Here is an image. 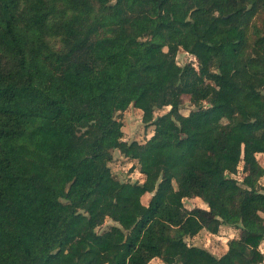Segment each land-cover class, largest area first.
<instances>
[{
    "label": "trees",
    "instance_id": "1",
    "mask_svg": "<svg viewBox=\"0 0 264 264\" xmlns=\"http://www.w3.org/2000/svg\"><path fill=\"white\" fill-rule=\"evenodd\" d=\"M179 49L196 62L173 79ZM260 152L264 0H0V264H260ZM190 197L238 230L221 255L191 242Z\"/></svg>",
    "mask_w": 264,
    "mask_h": 264
},
{
    "label": "rangeland",
    "instance_id": "2",
    "mask_svg": "<svg viewBox=\"0 0 264 264\" xmlns=\"http://www.w3.org/2000/svg\"><path fill=\"white\" fill-rule=\"evenodd\" d=\"M188 61H192L193 63L196 62V58L189 54L188 52L184 51L183 49H179L175 58V65L173 68V79L177 75L178 71L182 67V65ZM171 77V76H170ZM189 104L188 102H184L181 107V112L186 114L189 111ZM169 107H164L162 109H158L155 111V115L162 114L163 112L167 111ZM142 112H140L136 107L129 106L122 114H119L120 119L123 121L122 131H123V138L127 141L137 140L139 142H143L152 134V127L144 124L142 122ZM256 158L261 165H264V153H257ZM110 167L112 172L120 179H132V180H139L140 174L138 171V164L135 160L127 159L123 157L118 150H114L113 152V160L110 162ZM242 163L239 164L238 172L233 175V177L237 179H241L242 176ZM261 182L264 183V178L261 179ZM150 198V194L146 193L142 197L143 203H148ZM183 204L188 209L196 207L200 205V207H205V203L200 198H184ZM202 222H206L208 219L207 214H202L199 216ZM112 224L110 219H107L105 223L99 228L100 230L106 228L108 225ZM233 233V231L229 230L228 228L223 229L221 234L224 237L229 236V234ZM236 233L238 230L236 229ZM196 238L194 241L191 242L194 244L198 243L199 245L203 246L204 244L207 246L206 248L209 250H213L215 254L221 255V249L218 247L219 241H213L212 237L208 234L206 230L201 231L200 233L196 234ZM193 239V238H192ZM204 247V246H203ZM218 248V249H217ZM263 254H264V245H263ZM148 264H164L159 258H153L148 262ZM264 264V260L262 263Z\"/></svg>",
    "mask_w": 264,
    "mask_h": 264
},
{
    "label": "crops",
    "instance_id": "3",
    "mask_svg": "<svg viewBox=\"0 0 264 264\" xmlns=\"http://www.w3.org/2000/svg\"><path fill=\"white\" fill-rule=\"evenodd\" d=\"M138 109V108H137ZM140 112H141V110L140 109H138ZM139 174H140V177H139V181H142V178H143V175L139 172ZM145 195V194H144ZM191 198V197H190ZM195 198H199V197H192V199H194L195 200ZM197 207H200V205H197ZM201 209H202V211H201V215L202 214H207L208 215V219H207V221L204 223V227L198 232V233H200L201 231H203V230H206V228H205V225L207 224V222L210 220V215H209V212H208V206L206 205V203H205V207H200ZM226 228H228L229 230H231V231H233V233H231V234H229V236H227V237H224L222 234H221V231L223 230V229H226ZM207 231V230H206ZM208 232V234L212 237V239H214L213 241H219L220 243L219 244H217L218 245V247L221 249V254L222 253H224L225 251H226V249H227V241L230 239V238H233V237H236L237 236V234L238 233H236V228H234V227H231V226H228V225H221L220 227H219V230H218V232H216V233H211V232H209V231H207ZM197 233V234H198ZM197 236L195 235L194 237H193V239H192V241H194V238H196ZM194 244L195 245H198V246H201V245H199L198 243H195L194 242ZM263 245H264V241L261 243V245H260V250H262L263 249ZM204 247H207L205 244L203 245ZM218 249V248H217ZM211 251V250H210ZM211 252H213L214 254H215V252L212 250ZM217 255V254H216Z\"/></svg>",
    "mask_w": 264,
    "mask_h": 264
},
{
    "label": "built area",
    "instance_id": "4",
    "mask_svg": "<svg viewBox=\"0 0 264 264\" xmlns=\"http://www.w3.org/2000/svg\"><path fill=\"white\" fill-rule=\"evenodd\" d=\"M260 153H264V152H260ZM256 154H257V153H256ZM240 163H241V162H240ZM240 163H239V164H240ZM238 168H239V166H238ZM237 172H238V171H237ZM233 175H234V174H232V176H233ZM242 176H243V173H242ZM241 179H242V178H241ZM241 179H240V180H241ZM261 251L263 252V250H261Z\"/></svg>",
    "mask_w": 264,
    "mask_h": 264
},
{
    "label": "water",
    "instance_id": "5",
    "mask_svg": "<svg viewBox=\"0 0 264 264\" xmlns=\"http://www.w3.org/2000/svg\"><path fill=\"white\" fill-rule=\"evenodd\" d=\"M188 240H189V238H188Z\"/></svg>",
    "mask_w": 264,
    "mask_h": 264
}]
</instances>
